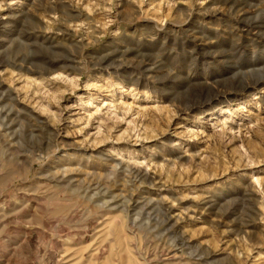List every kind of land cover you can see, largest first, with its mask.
Instances as JSON below:
<instances>
[{"label":"rangeland","instance_id":"rangeland-1","mask_svg":"<svg viewBox=\"0 0 264 264\" xmlns=\"http://www.w3.org/2000/svg\"><path fill=\"white\" fill-rule=\"evenodd\" d=\"M0 264H264V0H0Z\"/></svg>","mask_w":264,"mask_h":264}]
</instances>
